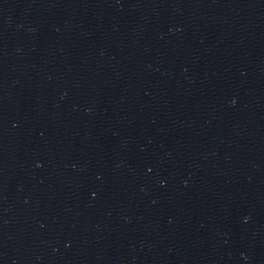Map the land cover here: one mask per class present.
Segmentation results:
<instances>
[{
    "label": "water",
    "instance_id": "water-1",
    "mask_svg": "<svg viewBox=\"0 0 264 264\" xmlns=\"http://www.w3.org/2000/svg\"><path fill=\"white\" fill-rule=\"evenodd\" d=\"M0 264H264V0H0Z\"/></svg>",
    "mask_w": 264,
    "mask_h": 264
}]
</instances>
